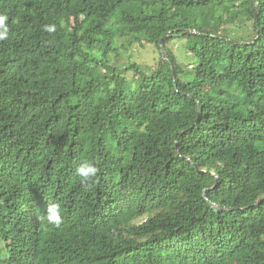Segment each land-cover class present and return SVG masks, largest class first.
<instances>
[{"label": "trees", "instance_id": "1", "mask_svg": "<svg viewBox=\"0 0 264 264\" xmlns=\"http://www.w3.org/2000/svg\"><path fill=\"white\" fill-rule=\"evenodd\" d=\"M0 13V264H264V0H0ZM247 22L243 40L227 33ZM120 41L156 45L162 64L113 66ZM82 161L99 168L87 185ZM54 202L59 227L42 219Z\"/></svg>", "mask_w": 264, "mask_h": 264}, {"label": "rangeland", "instance_id": "2", "mask_svg": "<svg viewBox=\"0 0 264 264\" xmlns=\"http://www.w3.org/2000/svg\"><path fill=\"white\" fill-rule=\"evenodd\" d=\"M121 18V15L118 14ZM252 22L244 24L248 27L249 31L242 32L236 30V26L231 25L227 28V33L233 38L243 40L247 37L248 32L252 31ZM185 40L172 41L167 45L169 50L175 55L177 62L180 63L183 68L188 69L194 64V58L189 54L186 48ZM114 48L117 52L112 54L111 64L121 70H127L133 65L141 66L143 70L151 72L159 67L163 62V56L160 49L153 44L144 42L143 44H134L130 46L125 42H115ZM125 75L130 81L137 80V74L135 71L125 72Z\"/></svg>", "mask_w": 264, "mask_h": 264}, {"label": "clouds", "instance_id": "3", "mask_svg": "<svg viewBox=\"0 0 264 264\" xmlns=\"http://www.w3.org/2000/svg\"><path fill=\"white\" fill-rule=\"evenodd\" d=\"M7 14L0 13V41L7 40L9 37ZM45 30L48 32H54L55 25L45 26ZM99 172V168L94 163L82 161L75 167L74 173L79 177L81 184L87 185ZM42 219H46L48 223L59 227L63 222L62 207L58 202L49 203L46 205L45 216Z\"/></svg>", "mask_w": 264, "mask_h": 264}, {"label": "water", "instance_id": "4", "mask_svg": "<svg viewBox=\"0 0 264 264\" xmlns=\"http://www.w3.org/2000/svg\"><path fill=\"white\" fill-rule=\"evenodd\" d=\"M168 38H169V36H166L160 43L161 51L163 53L164 58H168V53H167V50L165 47V42L167 41Z\"/></svg>", "mask_w": 264, "mask_h": 264}]
</instances>
